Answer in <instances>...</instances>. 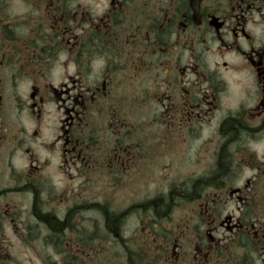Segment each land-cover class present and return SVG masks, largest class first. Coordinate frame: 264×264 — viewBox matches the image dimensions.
<instances>
[{
    "label": "flooded vegetation",
    "instance_id": "1",
    "mask_svg": "<svg viewBox=\"0 0 264 264\" xmlns=\"http://www.w3.org/2000/svg\"><path fill=\"white\" fill-rule=\"evenodd\" d=\"M6 228L43 264H264V0H0Z\"/></svg>",
    "mask_w": 264,
    "mask_h": 264
},
{
    "label": "rangeland",
    "instance_id": "2",
    "mask_svg": "<svg viewBox=\"0 0 264 264\" xmlns=\"http://www.w3.org/2000/svg\"><path fill=\"white\" fill-rule=\"evenodd\" d=\"M22 93V92H20ZM151 191H156V187L149 186ZM147 188V189H148ZM160 190V188L158 189ZM106 195L111 196L112 202L110 207L112 210H126L131 207L138 206V185H130L127 187H111L109 192H105ZM122 241L127 243L126 250H120L119 247L114 248L112 245L106 246V243L115 242L112 236L100 235L103 239L101 242L105 245L102 247L100 258H122L123 254L132 259H136V245L138 244V224L134 219L127 220L126 228L120 234ZM35 239L32 245L23 244L17 235L10 232L9 229H2L0 232V264H43L44 260L57 262L61 256L54 251L50 246L46 248L40 245V240ZM101 240V239H99ZM31 242V241H30ZM133 243L134 245H131ZM110 248V249H109ZM108 253L107 257L105 253ZM124 252V253H123ZM72 253V251H69ZM106 253V254H107ZM105 255V256H104ZM48 263V262H47Z\"/></svg>",
    "mask_w": 264,
    "mask_h": 264
}]
</instances>
